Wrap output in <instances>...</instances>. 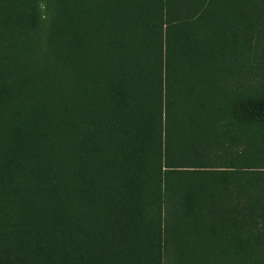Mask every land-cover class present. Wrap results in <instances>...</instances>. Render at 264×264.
<instances>
[{
	"label": "trees",
	"instance_id": "16d2710c",
	"mask_svg": "<svg viewBox=\"0 0 264 264\" xmlns=\"http://www.w3.org/2000/svg\"><path fill=\"white\" fill-rule=\"evenodd\" d=\"M0 264H264V0H0Z\"/></svg>",
	"mask_w": 264,
	"mask_h": 264
}]
</instances>
